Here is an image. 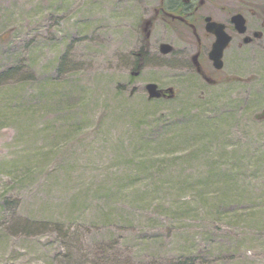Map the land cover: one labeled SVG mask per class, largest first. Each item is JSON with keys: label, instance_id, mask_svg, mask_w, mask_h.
<instances>
[{"label": "rangeland", "instance_id": "1", "mask_svg": "<svg viewBox=\"0 0 264 264\" xmlns=\"http://www.w3.org/2000/svg\"><path fill=\"white\" fill-rule=\"evenodd\" d=\"M172 1L0 0V264H264V3Z\"/></svg>", "mask_w": 264, "mask_h": 264}, {"label": "flooded vegetation", "instance_id": "2", "mask_svg": "<svg viewBox=\"0 0 264 264\" xmlns=\"http://www.w3.org/2000/svg\"><path fill=\"white\" fill-rule=\"evenodd\" d=\"M179 1H181V0H179ZM184 1H188V0H184ZM194 1L195 0H189V2L191 3L190 8H192V9L194 8ZM233 1H237L241 5V7L244 6V8H245L244 12L242 11V8H241L240 10L233 11L227 15L224 6L211 5L212 0H202L201 1L202 6L203 7L206 6L205 7L206 10H205L204 14H202L203 18L204 17H210L211 20L217 21V22H220L223 24L224 30L230 35V38H231L228 46L232 42H235L236 43L235 45L237 47H240L241 45L253 44L256 40H258L259 38H261L263 36V32H261V31L258 32V30H254V29H251L250 27H248L246 16H247L249 10L254 11L255 6L258 4V2L264 3V0H226V4H230ZM195 7H197L196 4H195ZM196 10L197 9H195V11ZM236 13H240L244 17V24L246 27L244 33H240L238 31V28L236 27V24L232 19V16ZM176 18H180L179 15H177ZM203 22H204V20H203ZM262 22H263L262 25L264 26V19L262 20ZM203 28H204V33H203L204 56L207 59V62L210 65V67H212L211 69L218 71L220 69H216L213 66L212 60L210 59V52H211L212 45H213V42L215 39V35L206 27V23H204ZM245 39H247V41H244ZM225 50H224V52H225ZM224 52H223V55H224ZM222 59H223V57H222ZM208 72H210L209 69L207 71V70H205V68L203 69L200 66L199 74L204 79H206L207 81H211L212 79L208 76V74H209Z\"/></svg>", "mask_w": 264, "mask_h": 264}, {"label": "water", "instance_id": "3", "mask_svg": "<svg viewBox=\"0 0 264 264\" xmlns=\"http://www.w3.org/2000/svg\"><path fill=\"white\" fill-rule=\"evenodd\" d=\"M232 19L235 22L236 27H238V31L244 32L245 26H244V18L242 17V15L239 13L235 14L232 16ZM205 21H206V27L212 33H214L216 37L210 52V59L212 60L214 67L219 69L223 65L221 57H222L223 49L227 46L230 40V36H228L227 33L223 30V25L221 23L210 21L209 17H205ZM244 41H247V39H245ZM159 50L162 53H168L171 50V45L167 43H162L159 46ZM145 89L149 99L159 98L166 94L164 89L158 88V86L153 82L146 83Z\"/></svg>", "mask_w": 264, "mask_h": 264}, {"label": "trees", "instance_id": "4", "mask_svg": "<svg viewBox=\"0 0 264 264\" xmlns=\"http://www.w3.org/2000/svg\"><path fill=\"white\" fill-rule=\"evenodd\" d=\"M176 5V6H175ZM180 7V9H179V11L182 13V12H184L185 10H186V8H187V6L186 5H183L181 2H177V1H172L171 2V9H173V8H177L178 6Z\"/></svg>", "mask_w": 264, "mask_h": 264}]
</instances>
